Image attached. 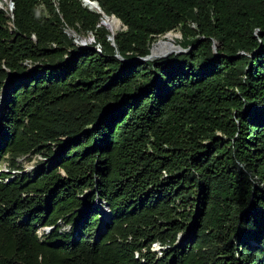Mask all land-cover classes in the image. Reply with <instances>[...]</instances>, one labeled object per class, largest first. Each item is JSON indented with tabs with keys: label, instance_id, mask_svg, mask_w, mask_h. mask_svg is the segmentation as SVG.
I'll return each mask as SVG.
<instances>
[{
	"label": "trees",
	"instance_id": "16d2710c",
	"mask_svg": "<svg viewBox=\"0 0 264 264\" xmlns=\"http://www.w3.org/2000/svg\"><path fill=\"white\" fill-rule=\"evenodd\" d=\"M8 1L0 163L58 148L0 170V264H264V0H96L114 44L82 0ZM176 27L191 48L134 59Z\"/></svg>",
	"mask_w": 264,
	"mask_h": 264
},
{
	"label": "rangeland",
	"instance_id": "374dc122",
	"mask_svg": "<svg viewBox=\"0 0 264 264\" xmlns=\"http://www.w3.org/2000/svg\"><path fill=\"white\" fill-rule=\"evenodd\" d=\"M0 3H1L0 8H2L8 12L9 11V1L8 0H2V1H0ZM121 28H123V27L121 26V24H119V26H118V28H116V30H120ZM171 30H173L176 33V36L174 37L175 43L176 44L179 43V39L181 37V32H180L179 28L176 27V28H173ZM63 31L65 32V34L68 37L71 38L72 42L76 45L82 46V45L89 44L90 42L93 41L92 34L89 32L84 33V34H80V33L73 31L72 29H70L68 27H63ZM160 36L159 35L156 36L154 38L153 42L156 39H158ZM193 45H194V43L189 45L188 47H184V46L180 45L181 47H184L185 50L179 51V52H185L186 50L191 48V46H193ZM215 47H216V45H215ZM212 50L214 53L216 52V49L214 50L212 48ZM1 96H2V94L0 93V97ZM217 134L219 135V133H217ZM67 137L68 136H61V138L63 140L66 139ZM50 145L53 149V152L51 154H48L46 152L45 148H41V149H34L31 152L24 154V155H15L13 157H11L10 155H6L5 158L0 163V170H3L5 172H13V173H18V172L31 173L38 165L45 164V163L49 164L50 160L52 159L53 153L58 148L57 144H55V143L54 144L51 143ZM12 160L14 161L15 164H17L19 166V168H14L12 166V164H11ZM237 167L239 168V167H241V165L237 164ZM250 177H251V179H253V182L256 184V182H257L256 177L254 175H251ZM257 184H258V186L261 185L260 183H257ZM96 203L97 202H95V200H94V204L98 205V207H99L98 211H99V217H100L99 223H100L101 222V206H106V205H102V204L100 205V203L99 204L98 203L96 204ZM106 209H107V211H109L108 208H106ZM58 225H59L60 230H65V231L69 230V227H70L69 225L65 224L62 221H59ZM194 235H195V232L191 228V221H189L186 228L183 231H179L176 234V239H175L174 243H175V245H178V244L184 245L187 243L189 238L194 239ZM250 242L252 243L253 241L251 240ZM168 246H171V245H169L168 243L161 245V244H159L158 241H154L151 243L150 249L152 251H154L156 256H160L162 254V250L164 248H167ZM210 248H211L210 243H207L201 247V250L206 251V250H210ZM234 256H235V254H234ZM207 264H215V263H212V261L209 259ZM222 264H224V262Z\"/></svg>",
	"mask_w": 264,
	"mask_h": 264
},
{
	"label": "bare ground",
	"instance_id": "6f19581e",
	"mask_svg": "<svg viewBox=\"0 0 264 264\" xmlns=\"http://www.w3.org/2000/svg\"><path fill=\"white\" fill-rule=\"evenodd\" d=\"M86 3H89L88 4L89 7L87 6L89 9H92L102 15V22L107 26L108 30L111 33H114L115 31H117L116 28H118L119 22L114 16L105 14V12L100 8L97 1L96 2L95 1H85V4H84L85 6H86ZM175 36H176V33L174 31H169L166 34L160 36L158 39H156L152 43L151 53H150L149 58L147 59L162 57L160 55H164V53L166 56L170 53H174L177 50L176 43L174 40ZM106 212L107 211L104 210V213Z\"/></svg>",
	"mask_w": 264,
	"mask_h": 264
},
{
	"label": "water",
	"instance_id": "95a60500",
	"mask_svg": "<svg viewBox=\"0 0 264 264\" xmlns=\"http://www.w3.org/2000/svg\"><path fill=\"white\" fill-rule=\"evenodd\" d=\"M85 1H95V2H96V0H82V4H85ZM11 8H12V2L9 1V11H11ZM110 15L114 16V17L118 20L119 24H121V21L119 20V18H117V17H116L114 14H112V13H111ZM114 33H115V32H114ZM114 33H111V35H109V37H108L109 40H110V43H111V44H114V42H113V35H114ZM152 42H153V41L150 42L149 50H148V52H147L145 55H143V56H139V57H136V58H134V59L145 60V59L149 58L150 53H151ZM215 45H216V43L213 42V43H212V48H213L214 50H215ZM176 47H177V50H176L174 53L179 52V51H184V50H185V48H184V47H181L178 43L176 44ZM114 55H115L117 58H119L120 60H124V61L129 60V58H124V57H122L121 55H119L117 52H115ZM160 56L165 57L166 55H165V53H164V55H160ZM156 58H158V57H156ZM159 58H161V57H159ZM152 59H154V58H152ZM8 77H9V75L6 76V78H8ZM1 100H2V96L0 97V110H1ZM195 215H196V213H194L193 217H194ZM98 227H101V222L98 223Z\"/></svg>",
	"mask_w": 264,
	"mask_h": 264
},
{
	"label": "built area",
	"instance_id": "2783aa9c",
	"mask_svg": "<svg viewBox=\"0 0 264 264\" xmlns=\"http://www.w3.org/2000/svg\"><path fill=\"white\" fill-rule=\"evenodd\" d=\"M98 203V202H97ZM99 204V203H98ZM50 227L51 226H43V227H41L38 231H37V233L38 234H40V230L42 229L43 231H47V230H49L50 229Z\"/></svg>",
	"mask_w": 264,
	"mask_h": 264
}]
</instances>
